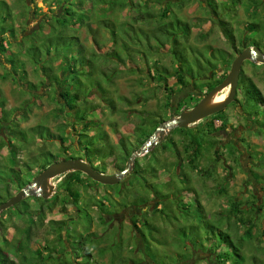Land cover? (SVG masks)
<instances>
[{"label": "rangeland", "instance_id": "374dc122", "mask_svg": "<svg viewBox=\"0 0 264 264\" xmlns=\"http://www.w3.org/2000/svg\"><path fill=\"white\" fill-rule=\"evenodd\" d=\"M5 1L15 12V19L12 26L19 39L36 28L38 23H43V31L47 32L49 24L51 23L49 16L51 14L57 15L62 12V8L54 5L53 0H27V4L30 5V14H27L26 10L24 11L26 6L23 0ZM139 1L143 2L144 0ZM218 1L221 2L223 0ZM231 1L232 0H228L226 2ZM238 1H240V6L237 7L236 14L233 16L230 23L236 28V31L238 30L237 33L245 32V26L247 24L256 23L258 27L255 28L254 31L248 32V37L258 40L261 38L264 40V0ZM254 1L258 3L259 9L257 11H255L252 6ZM90 6V3H87L83 9L88 10ZM152 8L153 13L159 11L157 4L154 6L152 5ZM172 9H174V12L178 17L191 24L192 33L189 40L191 47L200 49L206 47L220 48L222 52L228 54L232 52L233 55H236L233 50L229 49V46L218 26H216L210 19V15L204 8V0L186 1L181 8L173 7ZM96 10L88 11L93 26L95 25L94 20L96 18L99 16L103 17L101 12ZM108 14L109 13L107 12L106 15ZM132 15V11L125 8L122 11L111 13L110 17L117 27L119 23L125 25L131 23L130 18ZM76 26L77 25L74 27ZM114 30L117 31V29ZM74 31L78 34L81 40H84L88 47L93 46V48H95L97 46L93 45L88 32H86L84 27H76ZM109 37V32L101 31L98 34V42L101 44V47L99 48L97 46V53H102L110 48L111 40ZM262 46L263 45H261V48H263ZM11 49V51L16 50L15 47H12ZM161 50L163 52H156L154 55L151 54L150 51L146 52L148 58L147 62H145L146 58L143 57L142 54L137 55L136 61L139 71L131 74L128 69L124 68L121 75L114 80V84L109 87L110 95L114 99L117 100L118 96H122L126 97L130 102L122 104L117 101L119 109L122 110L121 113H111L108 108L103 107V103L100 101L99 97L96 96L94 90H92V95H89V104L95 106V110H92L91 113L92 118L93 120L99 121L101 128L109 133L110 140L114 145L118 144V142L123 139L124 141L128 140L129 142L134 141L133 130L137 121V118L134 116L139 111L158 110L165 116L170 113L168 109L171 107H178V110L175 111L177 113L179 112V109L191 106L190 104L181 102L183 97L187 96V94L186 92L182 93V91H178V87L173 84L175 78H173L172 75H167L166 82L162 83V85L166 83L167 86H172L171 88H173L174 93L169 97L166 95V91L163 88H156V83L148 80V78L144 76L147 72V67L150 68L155 60L159 62V66L162 65L168 69H172V59L169 54L165 53L167 45L164 48H161ZM204 53H206L205 50ZM5 54H10V52H5ZM1 62H5L2 53H0V100L3 99L5 109L8 111L14 110L11 116L16 122H18L21 130H26L22 137L25 146H22L23 144L20 145L21 140L19 139L15 142L17 146H20L16 152L17 166L23 171H26L25 166L31 156L38 154L42 149L50 150L53 154L60 157L76 155L71 147L76 146L77 137L75 135L76 133L71 131V126L68 123L69 120L73 118L72 116H74V113L65 111L62 113L58 112L57 108H59V105L57 104V101L59 97L57 93H52L49 96L48 90L51 89V87L39 83L41 80L40 72L35 69V65H32L28 61L25 66V80H20L18 74L16 77H19V81L21 82H17L11 76L5 75V77L3 75L4 69L1 66ZM255 64L244 61L241 66L242 74L249 77L257 86L264 100V63ZM4 66L9 67L7 63H4ZM125 66L132 67L128 62H126ZM229 67H227L226 64V67H220L218 71L219 73H222L224 68H228L229 70ZM118 68H123V66H119ZM25 81H30L32 84L37 85V87H30L32 91H28V85ZM227 91V89H223L218 92V96L212 98L210 104H215L223 100ZM32 92L36 96H33ZM238 93L239 88L237 89L235 100L233 103L227 105L224 111L221 112L219 120L225 118L228 120V128H235L237 125L239 130H242L243 125L247 124L250 129L249 132L237 133L236 131L229 130L230 133L228 138L233 142L228 145L226 140L218 137L221 134L217 133V140L221 142V145L225 143V146H223L222 149L216 147L215 151H212L207 139L204 138V143L200 148V151L201 154L205 156L198 161L199 168H202L203 170L201 169V172H197L185 161H181L178 165V171L186 174L188 180L182 182L175 175H171L172 183L164 184L169 179V173L174 172L175 166L177 165H175V163L170 171H168L167 167L159 168L161 167V164H157L156 166L159 169L157 178L151 179L150 174H145L148 182L150 183L151 181L150 184L162 189L163 192L169 190L164 188L165 186H168L173 190L171 193L174 200L166 199V201L162 200L161 203H164V207H167L168 209L172 206L170 214H167V210H163L161 214L154 211V209H158L162 207V205L157 206L159 204L157 198L160 199V196H158V194L155 195L156 193L153 189L146 190L144 195L146 198H144V196L138 197V199L142 198L141 201L132 205V201L134 200L133 197L135 195H132L133 193L130 192V189H134L136 192L141 191L142 188H144V185L141 183L140 179L133 180L130 175L123 177L124 179L122 178L123 181L121 186L118 183L113 185L115 186L113 190L119 191L121 188V196H117L114 191L105 190L103 184L97 182V185L93 184L85 177V174H81L83 183L79 187V191L78 185L72 186L78 198L79 203L77 206L71 204L63 206L59 204L55 205L53 202L46 201L45 203L47 205L49 204L52 209L45 210L44 214L41 212L37 213L38 218L37 216V219L35 218L36 227L29 228V217L26 220L25 216H19L18 211L23 209L22 203L18 202L19 204L16 203L17 205L15 204L6 208L2 213L0 212V245L7 251L15 249L17 246L20 247L15 251V256L14 252L13 254H10V257L14 260L20 259L21 255H24L30 260V257L33 256L32 250L46 245L53 251L49 252L51 257L45 253V264H59L63 258L68 261L71 258L72 261L77 262L81 260V250L78 251L80 254L79 256H76L77 252L74 250L75 248H78V242L79 245L81 243L80 237L86 235L87 240L83 243L84 245L82 249L90 253L91 264H208L205 260L200 261L198 257H196L197 255L191 252L189 246L184 244L188 241V236H190V224H196L199 222V219H201L202 222L199 223L198 229L199 235L203 238L210 236L215 242L216 248L222 244L219 231H224L230 235L232 242L237 247H240L242 241L243 245L245 243L244 249H240L241 251L243 250L246 258L251 254H260L258 258L264 262V231H262L264 227V217H262L264 210L260 211L262 212L260 220L258 221L259 216L257 220H254L256 229L253 232L254 238L248 240L246 237L244 238L241 236V231H244L245 229V221L247 220V216L249 215L252 206L257 207V205H262L264 207V191L257 182L259 181L264 188V103L262 104L261 101L253 95L252 91L249 94V103L247 102V104L242 105L245 114L250 115L249 117L255 118L256 113L258 114L256 116L258 122L254 119L252 125V122L249 121V119H246V122V120L240 116L241 107L238 99L241 98V95ZM203 94L205 93L203 92L202 95ZM178 101L179 103L181 102V108L178 106ZM19 107L29 109L26 111V119L21 117L20 112L23 111L18 110ZM151 120L149 118L142 126L141 135L143 132L147 133L148 129H150L152 123ZM63 121H65V123L63 126H60ZM12 124L13 122H11L10 125ZM202 124H204V120L185 127L183 129L184 131L171 132L169 135L170 141L176 143L177 151H179L180 154H182L181 143L183 140L185 141V138H182V134H191L192 131L195 133L197 125ZM214 124L215 125H212L211 123L209 127L215 126L218 129L216 125L219 124V121H215ZM3 125V127H6L5 124ZM37 125H43L48 128L49 136L46 137V139H42L38 135L31 136V134L27 132L29 128ZM4 129L5 128H2L0 130V135ZM70 132H72L71 136L73 138L68 136V133ZM65 133H67V135H65ZM90 133L93 132L91 131ZM60 134L63 136L65 135L67 138L64 143V145L69 147L67 151H63L61 148L59 140ZM198 134H200V132ZM198 134L195 133L193 136L197 137ZM166 135L163 136V139ZM2 141L4 140L0 136V143ZM166 142L167 140H164L160 145H165ZM156 152L158 157H160V160L168 157V160L173 161V158H175L173 153H171V155L168 153L164 154L162 150ZM152 155H154V153H152ZM11 159L12 157L9 154L8 147L0 144V202L6 201L10 198L9 194L17 191L16 184L13 182L14 173L11 170L14 162ZM61 159L65 158H60L59 160ZM110 159V157L107 158V160ZM143 161L145 164L147 163V166H143L148 168L154 166L155 163L151 155L148 159ZM143 161L141 160L140 164L143 163ZM31 167V173H35L36 168L32 165ZM204 170H207L208 174L212 175H210V177L204 175L202 173ZM109 171L111 172L112 169ZM228 172H231L230 176H227ZM60 179L61 178L56 180L53 179L51 182L56 185L57 183H60ZM89 183L92 185L86 188L85 186ZM118 185L120 186L119 188H117ZM171 185L174 189L176 188V190L172 189ZM220 186L226 189V194L224 192L220 195L217 194L216 188ZM190 187L194 189V193H192V191L187 192ZM84 188H86V190ZM179 192L182 196L184 195V201L182 203L180 201L181 198H178ZM229 196H232V198H229ZM123 197L124 199L127 198V200H131V202H128V205L124 208L121 205ZM233 197L237 198L236 201H234L235 199ZM256 197H258V200L254 203L253 200H256ZM66 198L68 203L73 201V198L70 196ZM112 198L115 201H113ZM197 199L199 200V203L204 206V209L200 212L197 211L198 207L196 208V205L193 203L196 202L195 200ZM99 200L106 202L104 204L105 210L103 212H100L97 206L91 205V202H99ZM185 203H188V217L189 219H192L190 223L189 220L187 221L183 219L185 216L182 211L184 210L183 204ZM27 205L31 210H37L38 208L37 204L32 199L27 202ZM237 207L239 208V211L237 210ZM85 212L88 217L85 216ZM69 215L75 217L69 222V234H66L64 230L62 232L65 239L67 238L69 241L76 240V243L73 245L74 250L72 251L69 242L65 243L66 250L63 249L61 244L55 242L56 235L51 232L52 227L51 224H49L51 220H68ZM136 215H139L138 218L143 215L146 216L150 223L153 224L154 229H156L152 231L151 235L149 232V234L147 233V238H152L149 244V251L151 252L146 251V248H144L141 234L136 229V223L133 221V217H135V221L138 219ZM107 216H115V218H108V220H106L105 218ZM103 219L105 220L104 223ZM196 219H198V221ZM133 222L135 224H133ZM3 237L8 241V248H5L3 245ZM240 239H242V241H240ZM118 242H122V245L119 246L118 250L113 251L112 249L114 245ZM181 243L184 245H181ZM227 249L230 250L229 248ZM69 251L70 253H68ZM153 251L155 252L156 257L154 256ZM45 252L47 251L45 250ZM66 252L68 255L64 256ZM176 254L177 262H173L175 261ZM55 257L59 260H54ZM230 258V262H235V257L232 256V254ZM247 264H250V261H247Z\"/></svg>", "mask_w": 264, "mask_h": 264}, {"label": "trees", "instance_id": "16d2710c", "mask_svg": "<svg viewBox=\"0 0 264 264\" xmlns=\"http://www.w3.org/2000/svg\"><path fill=\"white\" fill-rule=\"evenodd\" d=\"M186 1L190 0H144L143 2L139 0H53V4L62 8V12L57 15L51 14L49 16L51 23L49 24L48 31L44 32V24L38 23L36 28L19 39L16 36L12 26L15 19V12L5 0H0V53L4 55L5 60V62H1V66L4 69L3 75H9L17 82H21L19 81V77L20 80H25V66L27 62L29 61L32 65H35V69L40 72L41 80L39 83L51 87V89L48 90L49 96L52 93H57L59 97L57 101V104L59 105V108H57L58 112L62 113L65 111L74 113V116H72L73 118H71L68 123L71 126V131H74L77 137L76 146L71 147L76 155L60 157L56 154H53L50 150L42 149L38 154L31 156L30 160L25 166L26 171H23L17 166L16 152L20 146H17L15 142L19 139L21 140L20 145L23 144L22 137L26 130H21L18 122H16L11 116L14 110L8 111L5 109L3 99H1L0 130L2 128L5 129L0 135L4 141H2L0 144L6 145L8 147L9 154L12 157L11 160L14 162L12 164L11 170L14 173L13 182L16 184L17 191L28 184L33 177L40 173L51 162L58 161L60 158H80L89 162L94 170L107 174H112L114 172L123 170L129 157L148 139V137L160 123L166 121L169 118L177 116L182 110L188 108L185 107L182 109L180 104L181 102L194 105V103L202 96L203 92L206 94L225 78L228 68H224L222 73H219L218 69H220V67H226V64L227 67H229L231 61L236 55H233L232 52L229 54L222 52L220 48L206 47L200 49L190 46L189 40L192 33V26L188 21L178 17L174 12V9H172L173 7L181 8ZM226 1L228 0H223L221 2L218 0H204V8L210 15L212 22L220 29L227 45L229 46V49L233 50V52L237 54L248 46H258L262 53H264V40L261 38H259L260 40L250 38L247 34L248 32L254 31L255 28L258 27L257 24H247L245 26V32L237 33L238 30L236 31V28L232 26L230 21L233 19V16H235L236 9L238 6H240V1ZM23 2L26 6L24 11L26 10L27 14H30V5L27 4V0H23ZM87 3H90L91 6L88 8V10H85L83 7ZM155 4H157L159 8L157 13H153L152 5L154 6ZM252 6L255 11L259 9L258 3L255 1L253 2ZM125 8H128V10L132 11L133 13L132 17L130 18L131 23L127 25L119 23L116 27V24L113 22V20H111L112 18L110 17V14L117 11H122ZM89 10H96L101 12L103 15V17L99 16L94 20V26L90 21V15L88 13ZM107 12L109 13L108 15H106ZM75 25H77L76 27H84L86 32H88L93 45H97L99 48L101 47V44L98 42V34L101 31L109 32V38L111 40V44L109 46L110 48L106 49V51L102 53H97V46L95 48H93V46L88 47L84 40L79 38L78 34H76L74 31L76 28L74 27ZM114 29H117V31ZM166 45L167 50L165 53L169 54L172 59V69H168L162 65L159 66V62L155 60L151 64L150 68L147 67V72L144 74V76H146L148 80L154 81L156 83V88H163L166 91V95L169 97L174 93L173 88H171L172 86H167L166 83L162 85V83L166 82L167 75H172L173 78H175L173 84L178 87V91H182V93L186 92L187 94L186 98L178 103V106L181 109H179V112L176 113L175 111L178 110V107H171L168 109L170 113L165 116L162 115L158 110L139 111L134 116L137 118L133 130L134 141L129 142L128 140L124 141L123 139L120 140L118 144L114 145L110 140L109 133L101 128L99 121L93 120L91 113L92 110H95V106L89 104V95H92V90H94L96 96L99 97L100 101L103 103V107L108 108L111 113H121L122 110L119 109L117 101L122 104L130 102L126 97L122 96H118L117 100L114 99L110 95L109 87L114 84V80H116L118 76L121 75V73L124 71V68L128 69L131 74L139 71L136 61L137 55L142 54L143 57L146 58L145 62H147L148 58L146 52L150 51V53L153 55L156 52H163L161 48H164ZM261 45H263V48H261ZM12 47H15L16 50L11 51ZM204 50L206 53H204ZM5 52H10V54H5ZM246 61L255 64L248 60ZM126 62L130 63L132 67H126ZM4 63H7L9 67H5ZM119 66H123V68H118ZM18 74L19 77L17 78L16 75ZM25 82L28 85V91H32L31 88L37 87V85L32 84L30 81ZM238 88L241 95V98L238 99L241 107V114L246 115L243 118L249 119L253 125L254 119L258 122V120H256V116L258 114L256 113L255 118L249 117L250 115L245 114L242 105L247 104V102L249 103V94L252 91L253 95L257 97L262 104L264 103L263 96L251 79L242 74V69L240 70L238 79L237 89ZM32 95L36 96L33 92ZM18 110L23 111L20 112V115L23 119H26V111L29 109L19 107ZM220 114L221 111L213 114V118L220 119ZM149 118L150 120L153 119L151 120L152 123L150 125V129H148L147 133L143 132L141 135L142 126ZM223 120L226 121L225 118H223ZM11 122H13L12 125H10ZM199 122H201V120ZM64 123L65 121H63L60 126H63ZM3 124H5L6 127H3ZM199 128L195 129V133L198 134L200 132V134L197 136L198 138L193 136L195 135L193 131L191 134H182V138H185V141L183 140L181 143L182 154L177 151L176 143L174 141H170L169 135L172 131H184V128H173L161 142L152 148L151 152L133 159L131 170L127 172L124 177L130 175L133 180L140 179L141 183L144 185V188L138 192H136L134 189H130V192L133 193L132 195H135L133 197L134 200L132 201V205H135L137 202L141 201L142 198L138 199V197L144 196L146 190L153 189V191L156 193L155 195L158 194V196H160V199L157 198V200H159V204L157 206L162 205V207L158 209L156 208L154 211L161 214L163 210H167V214H170L172 206L170 209H168L167 207H164V203H161L162 200L166 201V199L174 200V197L171 193L173 190H171V188L168 186H165L164 188L169 190L163 192L162 189L150 184L151 181L150 183L148 182L145 174H150L151 179H154L158 177L159 169L156 166L157 164H161V167L159 168L167 167L168 171H170L174 163L175 165L177 164L175 166L174 172L169 173V179L164 183L166 185L167 183H172V179L170 177L171 175H175L182 182L188 180V176L186 174L178 171V165L181 161H185L190 165L191 168L195 169L197 172H201L202 168H199L198 161L205 155L201 154L200 148L203 146L205 138L210 144L212 151H215V148L218 144L216 134L218 129L215 126L208 128L205 127L204 129ZM91 131L93 133H90ZM27 132H29L31 136L38 135L42 139H46V137L49 136L48 128L43 125L31 127L27 130ZM71 134L72 132L68 133V136L73 138ZM65 135H67V133H65ZM65 135L63 136L60 134L59 136L63 151H67L69 148L68 146L64 145L65 141L67 140ZM164 140H167L165 145H160L164 142ZM22 146L25 145L23 144ZM158 150H162L164 154L168 153L171 155V153H173L175 158H173V161L168 160V157L160 160V157H158L156 152ZM152 153H154V155H152ZM150 155L154 159V166H150L149 168L144 167L145 165L147 166V163L145 164L143 160L148 159ZM108 157L111 159L107 160ZM141 160L143 163L140 164ZM31 165L36 168L35 173H31ZM110 169H112L111 172L109 171ZM202 173L209 177L212 175L208 174L207 170L202 171ZM81 174L83 173L79 171H69L55 177L54 180L61 178L60 183H57L55 186V189L58 192L56 193L55 191L46 200L40 196H30L22 199L19 202L22 203L23 209L18 211V214L22 217L25 216L26 220L29 217V228L36 227L35 220L38 218L37 213L41 212L44 214L45 210L52 209L49 204L47 205L45 203L46 201L53 202L55 205L59 204L63 206L71 204L73 206H77L79 202L72 186L78 185L79 191V187L83 183ZM230 175L231 172H228L227 176ZM85 177L90 180L91 183L96 184V182H92L88 176L85 175ZM123 179L118 183L120 186L122 185ZM257 182L260 183L259 181ZM91 183L87 184L85 187L88 188L90 185H92ZM104 186L105 190H112L117 196H121V188L118 191L113 190L115 187L113 185ZM120 186L118 185L117 188ZM171 187L174 189L172 185ZM86 188L84 189L86 190ZM174 190H176V188ZM216 190L217 194L219 195L223 192L225 194L227 193L226 189L222 188L221 186L217 187ZM262 190L264 191L263 186ZM191 191L192 193L195 192L194 189L190 187L187 192ZM13 194L14 193L9 194V197H11ZM69 196L73 198V201L70 203L66 201V197ZM230 197L232 198V196H229V198ZM144 198L146 197L144 196ZM178 198H181V203L184 201V195L182 196L180 192L178 193ZM233 198L235 199L234 201H236L237 198ZM257 198L258 197H256V200H253L254 203L257 202ZM30 199L34 200L37 204V210L29 209L27 202ZM128 200L127 198L124 199V197L121 200V205L123 208L128 205V202H131L130 199ZM113 201L115 200L113 199ZM195 201L196 202L193 203L196 205V208L198 207L197 211L200 212L204 209V206L199 203L198 199ZM105 203L106 202L99 200V202H91V205L97 206L98 210L103 212L105 210ZM187 206L188 203L183 204L184 210L182 213L185 216L183 219L187 221L189 220L190 223L192 219H189L188 217L189 213L187 212ZM263 208L264 207L262 205H257V207L252 206L251 210L249 211V215L247 216V220L245 221V229L244 231H241V236L244 238L246 237L248 240L254 238L253 232L256 230L254 220H257L258 216V221L260 220L262 214L260 211L264 210ZM237 210L239 211L238 207ZM2 212L3 211H1V213ZM85 216L88 217L86 212ZM138 216L136 215L137 218ZM262 217H264V214H262ZM74 218L75 217L73 215H69L68 220H51L49 223L52 227L51 232L56 235L55 242L61 244L64 250H66V242H69L71 251L74 250L73 245L76 243V240L69 241L67 238L65 239L62 232L64 230L66 234H69V222ZM134 218L135 217H133V221L136 224L134 222L133 224H135L136 229L141 234L144 248H146V251L151 252L149 251V244L152 238H147V235L149 233L151 235L152 231L156 229H154L153 224L150 223L146 216L143 215L140 217L141 219L138 218L136 221ZM196 220L198 221V219ZM104 222L105 220L103 219V223ZM200 222H202L201 219H199V222L196 224H190V236H188V241L184 243L189 246L191 252L197 255L196 257H198L200 261L205 260L208 262V264H247V261H250V264H264V262L258 258L260 254H251L246 258L243 250L241 251L240 249H244L245 247V243L243 245L242 239H240L242 244H240V247H237L232 242L230 235L224 231H219L222 244L216 248L215 242L210 236L203 238L199 235L198 229ZM207 227L210 228L209 226ZM262 231H264V227ZM86 240V235L81 236V243L79 245L78 242V248H75L74 250L77 252L76 256L81 254L80 261L74 262L71 258L68 261L63 258L59 264H91L90 253L82 249L84 245L83 243ZM2 242L5 248H8L7 239L3 237ZM184 244L181 243V245ZM121 245L122 242L116 243L112 250H118L119 246ZM19 248L20 247L17 246L15 249L7 251L0 245V264H45V253L51 257L49 252L53 251L50 247L43 245L42 247H37L36 249L32 250L33 256L30 257V260L24 255H21L20 259L14 260L10 257V254H13L14 252L15 256V251ZM45 250L47 252H45ZM80 250L81 252L79 254L78 251ZM68 253H70V251ZM153 254L155 256L154 251ZM231 254L235 257V262H230ZM65 255H68L67 252L64 254V256ZM175 257V261L173 262H177V254ZM54 260L58 261L59 259L55 257Z\"/></svg>", "mask_w": 264, "mask_h": 264}, {"label": "water", "instance_id": "95a60500", "mask_svg": "<svg viewBox=\"0 0 264 264\" xmlns=\"http://www.w3.org/2000/svg\"><path fill=\"white\" fill-rule=\"evenodd\" d=\"M246 60L263 64L264 53H262L258 46H248L237 53L231 61L225 78L204 94L194 106L184 109L177 116L160 123L148 139L129 157L123 170L112 174L102 173L94 170L89 162L80 158H68L54 161L33 177L28 184L16 191L10 198L1 202L0 212L15 205L26 197L40 196L43 199L49 198L54 193L55 188L51 180L69 171H79L88 176L91 180L103 185H114L119 183L124 175L131 170L133 159L150 152L170 130L173 128H185L191 124L193 125L210 115L222 111L227 105L233 102L237 92L241 66ZM223 89L228 90L223 100L215 104H210L214 95Z\"/></svg>", "mask_w": 264, "mask_h": 264}, {"label": "flooded vegetation", "instance_id": "af4514ba", "mask_svg": "<svg viewBox=\"0 0 264 264\" xmlns=\"http://www.w3.org/2000/svg\"><path fill=\"white\" fill-rule=\"evenodd\" d=\"M203 96V95H202ZM201 96V97H202ZM201 97L194 103V105L201 99ZM184 98H186V96L185 97H183V99ZM234 100H235V98H234ZM178 103H179V101H178ZM231 103H233V102H231ZM230 103V104H231ZM194 105H191V106H189L188 108H191L192 106H194ZM224 111V109L221 111V112H223ZM240 116H242V118L244 117V116H246V115H242V114H240ZM202 120H204V124H202V125H197V128H199V127H201V128H208L209 127V125L212 123V125H215L214 123H215V121H219V124L218 125H216L217 127H218V130H217V132H216V134L217 133H220L221 135L220 136H218V137H221V138H223L224 140H226V142H227V145L229 144V143H232L233 141H231L230 140V138H228V135H229V130H233V131H236L237 133H239V132H242V133H246V132H249L250 131V129H249V127H248V125L247 124H244L243 125V128H242V130H239L238 129V127H237V125H236V127L235 128H228V120L226 119V121H224L223 119H221V120H219V119H217V118H213V115H210V116H208V117H206V118H204V119H202ZM201 120V121H202ZM246 120V119H245ZM246 122H247V120H246ZM238 126H240V125H238ZM225 143H223L222 145H221V142H219L218 141V146L217 147H219V148H221L222 149V147L223 146H225L224 145ZM251 157V156H250ZM56 186V185H55ZM56 191V189L54 188V192ZM56 193H57V191H56ZM55 193V194H56ZM108 218L109 219H113V218H115V216H107L105 219L106 220H108Z\"/></svg>", "mask_w": 264, "mask_h": 264}, {"label": "bare ground", "instance_id": "6f19581e", "mask_svg": "<svg viewBox=\"0 0 264 264\" xmlns=\"http://www.w3.org/2000/svg\"><path fill=\"white\" fill-rule=\"evenodd\" d=\"M218 94H219V93H217L216 95H214V97H217V96H218ZM214 97H213V98H214ZM221 101H222V100H221Z\"/></svg>", "mask_w": 264, "mask_h": 264}, {"label": "crops", "instance_id": "0c3cea01", "mask_svg": "<svg viewBox=\"0 0 264 264\" xmlns=\"http://www.w3.org/2000/svg\"><path fill=\"white\" fill-rule=\"evenodd\" d=\"M260 185V187H262V184L261 183H258Z\"/></svg>", "mask_w": 264, "mask_h": 264}]
</instances>
